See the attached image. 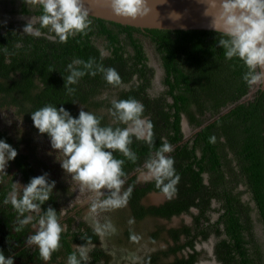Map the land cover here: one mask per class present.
I'll list each match as a JSON object with an SVG mask.
<instances>
[{
  "label": "trees",
  "instance_id": "obj_1",
  "mask_svg": "<svg viewBox=\"0 0 264 264\" xmlns=\"http://www.w3.org/2000/svg\"><path fill=\"white\" fill-rule=\"evenodd\" d=\"M18 11L37 18L41 15L38 4L28 6L23 1ZM89 18L90 30L69 37L66 43L59 42L47 28L35 36L25 34L12 23L0 22V106L13 107L28 128L27 137H19L17 142L0 129V139H6L18 151L8 168H14V172L0 182V249L6 257L15 256L14 264H45L38 247L26 243L27 236L34 232L31 225L16 231L17 213L11 204L3 203L16 177L27 184L39 176L28 154L20 151L21 143L29 146L36 138H48L33 126L31 112L49 103L57 107L62 104L77 117L83 105L86 111L102 117V124L116 126L108 111L111 101L132 97L143 103L144 115L153 122L154 145L150 147L133 138L130 148L138 156L136 162L115 153L117 159L125 160L126 183L122 191L131 188L127 203L131 218L139 223L147 216L169 219L186 213L193 223L191 227L183 224L167 229L174 245L146 255L144 263L131 264H193L196 252L170 262H160L159 255L192 248L196 236L206 239L209 233L219 238L216 254L222 264H261L252 238L251 212L256 207L264 228V96L258 84L249 86L242 79L247 71L243 62L225 58L224 49L218 46L221 34L213 30L142 29L90 15ZM36 27H40L38 23ZM144 39L152 44L163 71V89L158 93H151L155 71ZM73 59H91L95 65L115 68L121 81L118 85L109 84L100 72L85 75L72 85L76 91L69 95L64 85L69 74L67 65ZM183 119L193 130L188 137L183 132ZM211 137L215 139L210 140ZM162 140L173 146L168 155L174 157L181 179L172 197L166 195L158 205L143 204L141 199L149 192L163 193L155 181L137 178L138 169ZM63 196L72 193L67 185L58 183L43 209L54 207L60 215ZM192 207L197 210L194 212ZM212 212H218L214 221H210ZM60 222L67 228L61 234L60 248L47 264H66L75 244L93 245L87 264L108 263L111 256L99 245V236L91 225L80 219L74 228L73 216L64 220L60 216ZM163 230L164 226H158L151 237L156 238ZM123 234V239L135 240L132 228H125ZM180 234L185 240L177 243Z\"/></svg>",
  "mask_w": 264,
  "mask_h": 264
},
{
  "label": "clouds",
  "instance_id": "obj_2",
  "mask_svg": "<svg viewBox=\"0 0 264 264\" xmlns=\"http://www.w3.org/2000/svg\"><path fill=\"white\" fill-rule=\"evenodd\" d=\"M38 4L41 15L30 18L23 28L25 34L40 36L41 29L58 37L59 42L66 43L69 37L86 34L92 24L85 0H25ZM113 14L136 20L149 15L152 8L149 0H109ZM166 0H162L163 4ZM205 5L203 15L210 17L209 27L221 37L218 46L224 49L226 59H240L247 71L242 79L249 85L264 84V0H199ZM178 13L170 16L179 19ZM40 27H36V24ZM68 76L64 85L67 94L76 89L72 85L79 83L85 75L103 74L104 79L118 85L121 77L112 67L95 65L94 60L73 59L67 65ZM114 124H102V117L94 112L86 111L82 105L77 117L65 107H57L51 103L31 112L33 126L39 134H46L50 147L57 153L60 167L70 174L80 191L92 193L90 208L92 212L123 208L131 195V188L122 191L126 183L123 165L125 160L117 159L115 153L123 154L128 160L136 162L137 154L130 148L133 138L143 141L150 147L154 145L153 122L144 115L145 106L135 98L113 99L108 109ZM21 120V119H20ZM22 121V120H21ZM120 125H123L121 127ZM211 137L210 140H214ZM173 146L162 140L161 146L150 153L142 168L138 169V179L144 182L155 181L168 197L176 192V185L181 177L174 165L175 159L168 155ZM51 154V153H49ZM18 155V151L6 139H0V182L9 176L6 169ZM56 181L49 182V174L32 177L27 184L12 181L11 190L3 201L11 204L17 213L16 231L31 225L34 232L27 236L26 243L39 249L40 257L45 264L52 253L61 246V234L67 226L62 225L60 216L54 207L46 210L43 205L53 195ZM107 190V191H102ZM35 213V217L33 215ZM87 221V217H85ZM135 223L129 218L128 224ZM93 231L100 237L114 234L115 225L110 219L103 223L92 224ZM133 239H136L134 236ZM88 249L82 245H74L66 260V264H87ZM15 256H5L0 249V264H14Z\"/></svg>",
  "mask_w": 264,
  "mask_h": 264
},
{
  "label": "rangeland",
  "instance_id": "obj_3",
  "mask_svg": "<svg viewBox=\"0 0 264 264\" xmlns=\"http://www.w3.org/2000/svg\"><path fill=\"white\" fill-rule=\"evenodd\" d=\"M21 2L22 0H0V22L5 24L12 23L23 29L30 18L36 19L37 17L33 14L19 13L18 9ZM25 3L28 6L32 5V3ZM144 43L150 57V64L154 67L155 71L152 81L151 93H158L163 89L161 83L163 71L159 63L158 55L155 52L152 44L147 39H144ZM20 119L21 118L16 114L13 107L0 106V129L6 132L15 142L18 141L19 137H24L28 129L27 125ZM182 128L185 137L190 136L193 132L185 119H183ZM20 151L28 154L29 161L34 165L39 175L47 172L49 174V182L55 180L56 184L63 183L68 186L69 190L72 193V196H63L62 198H60V210H62L63 213L61 215V218L63 220L66 218V216H73L75 218V222L73 223L74 228L77 221L80 219L84 220L91 226L96 221H100L101 223H103L106 219H110L112 221V223L115 225L116 232L104 237L99 236V245L103 247L104 250H106V252H108L111 256L107 264H119L121 262L129 263L132 261L140 260V258H142L144 254L153 251L155 247H160L157 243H152L147 237L142 236V232H145L147 228H150L153 225H159V223L156 222L155 219H148L139 223L129 225L128 220L130 216L127 205L119 209H98L96 212H92L90 208L92 193L88 192L87 190L80 191L76 183L72 181L70 174L66 173L60 167V164L56 159L57 153L50 147L49 138H36L34 141L30 142L29 146H27L25 143H21ZM8 168L6 170H9ZM13 172L14 168H10L8 173L9 176L7 177H10ZM138 177L139 172H137V178ZM15 181H19L20 183H22L19 177H16L14 179V182ZM165 197L166 195L164 193L153 192L145 197L143 201L145 203H158ZM85 217H87V221L85 220ZM179 219V217L174 218L173 221H170L168 224L170 225L172 223L178 222ZM183 219L188 221L189 217L184 216ZM124 222L126 223L125 225L123 224ZM127 227L130 229L133 228V231L136 233L135 240L128 241L127 239H123V232ZM255 231L258 234H262L261 228L258 225L256 226ZM86 247L89 252L93 245H88ZM208 247V242L199 244L198 248L202 253V262H200L199 264H214L208 253Z\"/></svg>",
  "mask_w": 264,
  "mask_h": 264
},
{
  "label": "water",
  "instance_id": "obj_4",
  "mask_svg": "<svg viewBox=\"0 0 264 264\" xmlns=\"http://www.w3.org/2000/svg\"><path fill=\"white\" fill-rule=\"evenodd\" d=\"M149 0L152 11L149 15L136 20L118 17L113 14L109 0H85V6L90 16L117 22L124 25L158 29H205L212 30L209 25L211 18L203 15L205 5L199 0ZM180 14L179 19H174L170 13ZM214 31V30H213ZM264 96V84H258Z\"/></svg>",
  "mask_w": 264,
  "mask_h": 264
},
{
  "label": "flooded vegetation",
  "instance_id": "obj_5",
  "mask_svg": "<svg viewBox=\"0 0 264 264\" xmlns=\"http://www.w3.org/2000/svg\"><path fill=\"white\" fill-rule=\"evenodd\" d=\"M22 1L25 2L24 0H22ZM150 193H153V192H149L148 194H146L141 199V203L158 205V204L162 203L165 200V198H166L165 197L162 201H160L158 203H145L143 200ZM156 193H159V192H156ZM244 199H247V197L244 196ZM213 203H214V205H216V202H213ZM250 205L255 207L254 203L251 202V201H250ZM127 207H128V205H127ZM255 208L251 212V217H252V220H253L252 221L253 222V237L252 238H254V240H255V245L258 246V250L260 252L261 264H264V228H263L262 223L258 220V215L256 213V209ZM128 210H129V216H130L129 218H131V213H130L129 207H128ZM192 210L195 212L197 209L192 207ZM184 216L189 217V220L187 221V220L183 219ZM178 217L180 218L178 222L172 223L170 225L168 224L170 221H173L174 218H178ZM217 217H218V212H212L211 215H210V221L216 220ZM148 219H152V220L155 219L156 222L159 223L158 226H164V230H163V232H161V234L159 236H157L156 238H152L151 237V233L153 231H155L157 229V227H158L157 225H153L152 227L147 228L145 230V232L143 231L142 232V236L143 237H147L152 243H157L160 247H157V248L155 247L153 251H150V252L144 254L143 257L140 258V260H136V261H132V262L144 263L145 262L144 259H145L146 255L151 254L153 252L155 253L156 251H158L160 249H168V247L170 245H174L173 240L166 233L167 229H169V228H179L183 224H186L189 227H191L192 223H193L192 217L189 214H186V213H181L180 215H173L169 219L162 218V217L147 216L142 221H145V220H148ZM257 225L261 228L262 234H258L255 231ZM194 233L195 232L191 231V234H194ZM134 234H136V233L134 232ZM140 236H141V234H140ZM223 236H224V234H222V237ZM184 238H185L184 235L180 234V239H179V241H177V243L183 242L185 240ZM218 240H219V238L217 236H215L214 233H209L206 239H202L201 235H198L193 240V247L192 248L191 247L190 248L189 247H184V248H182L180 250H177L175 252V254L170 253L167 256H163V255L160 254L159 255V261L160 262H170V261H173L175 259V257H177V258H180V257H183V256L184 257H188L189 253L191 254V253L196 252L197 256H196V259L194 260L193 264H199L200 262H202L201 261L202 253H201V250L198 248V246H199V244H202L203 242H208L209 243L208 253L210 255V258H211L212 262L214 264H222L221 261L218 260L217 254H216V242ZM88 255H89V253H88ZM132 262H129V263L124 262V263L125 264H131Z\"/></svg>",
  "mask_w": 264,
  "mask_h": 264
}]
</instances>
